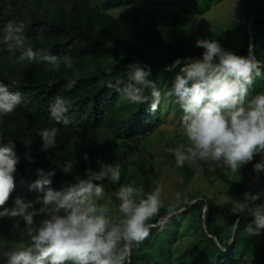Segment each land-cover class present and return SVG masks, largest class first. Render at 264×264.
<instances>
[{"label":"trees","instance_id":"obj_1","mask_svg":"<svg viewBox=\"0 0 264 264\" xmlns=\"http://www.w3.org/2000/svg\"><path fill=\"white\" fill-rule=\"evenodd\" d=\"M143 1L0 0V29L10 20L26 19L25 47L45 48L58 57L71 58V67H66L61 60L58 71L40 60H21L24 49L17 47L9 51L8 45L3 43L4 33L0 31V81L11 91L20 92L23 98L16 111L0 117V142L14 141L20 156L13 198L21 195L33 199L40 194L30 190V185L38 178L34 173L38 168H55L53 161L75 163L72 175L56 168L50 185L55 190L73 182L76 174L83 177L86 168L99 170L101 162L119 164L120 181H101L104 198L98 201L100 204L111 201L109 217L114 221L122 218L115 196L122 185L143 188L145 193L153 190L158 173L154 162L146 156V143L164 123L166 100L163 98L157 111L150 112V89L145 90L149 103L132 104L122 100L115 88L108 85L114 84L117 76L126 80L129 65L139 63L151 68L148 79L163 94L172 83L166 87L168 78H174L188 60L201 58L203 49L195 47V43L187 45L182 40L177 41L175 31L182 24L178 16L168 22L174 36L167 39L156 21L133 18L124 27L110 13L141 5ZM223 1L191 0L187 9L191 13H205ZM243 13L245 20L239 21L231 33L246 34L235 54L247 55L251 45L256 58L264 62V4L251 14ZM197 38H203L198 29L195 41ZM177 59L181 64L173 67ZM70 80L76 83L68 88ZM251 92H264V77L255 81L249 98L254 95ZM57 95L71 104L66 114L70 120L67 125L58 124L50 116L49 104ZM170 99L169 109L182 116L180 106L174 98ZM52 127L59 129L57 146L45 152L37 131ZM29 142L30 148H26ZM25 153L34 163L27 162ZM84 153L88 154V162L83 159ZM263 155H256L233 177L229 173L212 172L228 199L242 200L245 192L264 193V170L259 171L261 182H257L258 171L254 168L255 164L264 163ZM181 169L186 183L195 177L194 171L186 165ZM209 191L207 188L186 192L179 205L183 210L161 227L160 220L168 208L163 206L151 221L154 227L149 236L133 249L130 262L126 264H247L257 257L259 263L264 264V230L259 235H250L246 228L252 223V217L231 214V205L225 208L217 197L208 196ZM257 203H264V195ZM6 206H12L11 199ZM42 218L35 217L36 224ZM14 223H19V228L13 227ZM24 228L21 218L0 219V257L29 244ZM179 241L184 242L182 247L177 246Z\"/></svg>","mask_w":264,"mask_h":264},{"label":"clouds","instance_id":"obj_2","mask_svg":"<svg viewBox=\"0 0 264 264\" xmlns=\"http://www.w3.org/2000/svg\"><path fill=\"white\" fill-rule=\"evenodd\" d=\"M26 27L27 20L21 19L10 20L0 29L9 51L22 48L21 60H40L57 71L61 60L66 67H71L68 56L61 58L45 48L25 47ZM195 47L203 49L202 57L188 60L163 94L148 79L151 68L139 63L129 65L126 80L117 76L115 83L108 86L114 87L122 100L132 104L149 103L145 90L150 89V112L157 111L163 98H174L182 109L180 127L187 139V143L167 149L174 155L177 167H183L186 162L203 161L213 170L227 168L236 173L256 155L264 154V92L249 98L255 81L264 77V62L256 58L251 45L245 56L223 48L214 39L197 38ZM179 64L181 61L177 59L173 67ZM75 83L70 80L68 88ZM22 102L20 92L11 91L0 81V117L16 111ZM70 108V102L57 95L49 104V113L58 124L67 125L70 120L66 114ZM58 133L56 127L37 131L42 150L47 152L57 146ZM30 145L26 143L25 147L30 148ZM25 158L28 163H34L28 153ZM83 159L89 161L87 153ZM19 163L16 143L0 142V219L21 218L24 235L30 241L26 247L5 253L0 257V264H126L133 249L149 236L154 227L151 221L164 206L162 187L145 193L143 188L122 185L115 193L122 218L112 220L108 215L110 209L97 202L104 198L105 189L100 182L109 179L118 183L121 168L119 164L102 162L99 170L86 168L83 177L76 174L73 182L55 190L50 185L56 168L72 175L75 163L53 161L55 168H38L34 173L38 178L30 185V190L40 194L33 199L21 195L13 198ZM254 168L262 171L264 163H257ZM262 195L264 193L245 192L242 200L229 197L231 214L252 217V223L246 228L250 235H259L264 230V203H257ZM10 199L12 206L7 207ZM180 203L181 196L176 193L175 201L168 205L166 215L160 220L161 227L183 210ZM37 216L43 217L39 224L35 222ZM13 227L19 228V223H14Z\"/></svg>","mask_w":264,"mask_h":264},{"label":"rangeland","instance_id":"obj_3","mask_svg":"<svg viewBox=\"0 0 264 264\" xmlns=\"http://www.w3.org/2000/svg\"><path fill=\"white\" fill-rule=\"evenodd\" d=\"M190 4H192L191 0H145L141 5L114 10L110 13L124 27L128 26L133 18L156 21L162 26L167 39L174 36L168 22L178 16L182 19V24L175 31L177 41L182 40L187 45H193L195 32L198 29L202 34V39L217 40L223 48L235 53L237 47L245 40L246 34L235 32L231 35V33L236 29L239 21L245 20L243 12L251 14L253 10L259 9L264 4V0H225L215 5L212 10L200 14L191 13L187 9ZM172 80V77L168 78L166 87H169ZM251 93L255 95V92ZM164 100L167 103L164 123L159 132L152 135L146 143V156L154 162L158 173V180L154 184L153 190L158 186L162 187L161 199L163 205L168 206L175 201L176 193L183 196L186 192L208 188L211 190L207 192L208 196L217 197L225 208L229 207L230 201L224 195V189L212 176V172L217 171L229 173L233 177L235 173L229 169L216 168L213 170L209 164L203 161H193L191 164L186 162L185 165L195 173V177L186 183L182 167L176 166L174 155L167 151L170 145L176 147L180 143H187L180 127L182 116H178L172 109H169L168 105L172 101L170 98L165 97ZM102 205L111 209L109 203ZM110 214L111 210L108 215ZM183 245L182 241L177 244L178 247ZM259 262L260 259L257 257L256 261L250 260L247 264H260Z\"/></svg>","mask_w":264,"mask_h":264},{"label":"water","instance_id":"obj_4","mask_svg":"<svg viewBox=\"0 0 264 264\" xmlns=\"http://www.w3.org/2000/svg\"><path fill=\"white\" fill-rule=\"evenodd\" d=\"M250 29H251V25H250ZM250 37H251V40H253V35H252V34L250 35ZM251 43H252V42H251ZM252 45H253V43H252ZM263 156H264V155H263ZM263 156H262V158L260 159V162L262 161ZM256 181H257V182H261V176H260V172H259V171L257 172V179H256ZM237 227H238V223H237V226H235L234 233H233V238H234L235 235H236ZM129 262H130V259H129Z\"/></svg>","mask_w":264,"mask_h":264}]
</instances>
